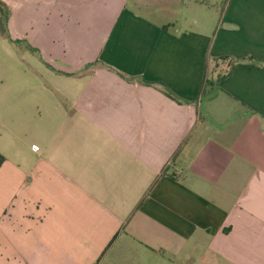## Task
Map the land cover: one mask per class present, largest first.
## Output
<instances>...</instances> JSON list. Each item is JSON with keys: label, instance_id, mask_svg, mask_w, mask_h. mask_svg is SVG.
<instances>
[{"label": "crops", "instance_id": "crops-1", "mask_svg": "<svg viewBox=\"0 0 264 264\" xmlns=\"http://www.w3.org/2000/svg\"><path fill=\"white\" fill-rule=\"evenodd\" d=\"M0 1V264H264V0Z\"/></svg>", "mask_w": 264, "mask_h": 264}, {"label": "trees", "instance_id": "trees-1", "mask_svg": "<svg viewBox=\"0 0 264 264\" xmlns=\"http://www.w3.org/2000/svg\"><path fill=\"white\" fill-rule=\"evenodd\" d=\"M7 10L4 3L0 1V35H5L6 31ZM5 162V158L0 154V167Z\"/></svg>", "mask_w": 264, "mask_h": 264}, {"label": "rangeland", "instance_id": "rangeland-1", "mask_svg": "<svg viewBox=\"0 0 264 264\" xmlns=\"http://www.w3.org/2000/svg\"><path fill=\"white\" fill-rule=\"evenodd\" d=\"M207 96H208V95H206L205 97H207ZM207 102H208V101H207V99L205 98V99H204V106H206Z\"/></svg>", "mask_w": 264, "mask_h": 264}]
</instances>
